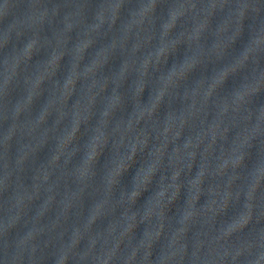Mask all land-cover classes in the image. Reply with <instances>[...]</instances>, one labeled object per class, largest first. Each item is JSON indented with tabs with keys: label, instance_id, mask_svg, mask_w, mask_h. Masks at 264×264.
<instances>
[{
	"label": "water",
	"instance_id": "obj_1",
	"mask_svg": "<svg viewBox=\"0 0 264 264\" xmlns=\"http://www.w3.org/2000/svg\"><path fill=\"white\" fill-rule=\"evenodd\" d=\"M0 264H264V0H0Z\"/></svg>",
	"mask_w": 264,
	"mask_h": 264
}]
</instances>
